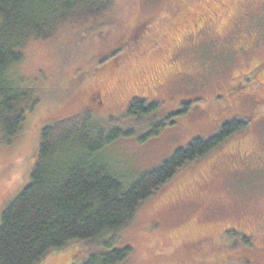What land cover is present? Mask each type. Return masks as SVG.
Returning a JSON list of instances; mask_svg holds the SVG:
<instances>
[{
    "label": "rangeland",
    "instance_id": "374dc122",
    "mask_svg": "<svg viewBox=\"0 0 264 264\" xmlns=\"http://www.w3.org/2000/svg\"><path fill=\"white\" fill-rule=\"evenodd\" d=\"M206 15L202 38L192 28ZM110 21L102 35L64 31L30 43L11 70L41 100L14 141L0 144V213L28 184L45 126L84 116L133 131L105 153L126 183L222 122L244 119V129L140 204L128 226L70 241L37 264H84L126 246L115 264H264V238L251 234L264 226V0H113ZM250 35L253 47L240 49ZM136 98L158 103L154 118L128 113ZM182 102L187 111L172 115ZM167 114L173 123L150 134Z\"/></svg>",
    "mask_w": 264,
    "mask_h": 264
},
{
    "label": "trees",
    "instance_id": "16d2710c",
    "mask_svg": "<svg viewBox=\"0 0 264 264\" xmlns=\"http://www.w3.org/2000/svg\"><path fill=\"white\" fill-rule=\"evenodd\" d=\"M112 7L113 0H0L1 146L14 141L26 114L41 100L39 92L22 87L21 79L10 75L23 61L27 46L64 31L80 37L100 29L99 34H105ZM119 51L114 47L111 54ZM189 103L182 102V110L172 115L186 112ZM157 107V102L136 98L127 110L154 118ZM246 124L244 119L225 121L211 135L191 139L158 167L126 183L105 153L116 139L133 131L84 116L43 127L29 182L0 213V264H37L70 241L100 239L128 226L139 205L182 167L221 146ZM164 125L157 121L149 133L156 134ZM244 242L249 244L248 239ZM130 252L126 246L95 253L84 264H115Z\"/></svg>",
    "mask_w": 264,
    "mask_h": 264
},
{
    "label": "flooded vegetation",
    "instance_id": "af4514ba",
    "mask_svg": "<svg viewBox=\"0 0 264 264\" xmlns=\"http://www.w3.org/2000/svg\"><path fill=\"white\" fill-rule=\"evenodd\" d=\"M234 1V0H232ZM208 16H200L198 19H196V22H195V25L193 26L192 30L193 31H196V33H199L200 36L202 38H205L203 35H207L208 33L206 32V30L210 29L209 28V25H206L205 22H207L208 20ZM216 19L218 21H221L222 23H225L227 21V19H223L221 20L219 17L216 16ZM209 21H212V22H215L211 16H210V20ZM254 35V34H253ZM253 35H250V36H244V37H241V39H239L238 42L241 41V45L239 44L240 46V49H246V51L250 50L252 47H253V44H254V41L252 40V36ZM238 45V43H237ZM242 47H245V48H242ZM229 91V89H226V92L227 93ZM174 113V112H173ZM171 113V114H173ZM171 114H167L165 115L164 117H162L159 121H162L164 122L165 124H167L165 121L168 119V122L169 123H173V119H170L169 117H171ZM248 144V143H247ZM241 148H246V146H242ZM236 231L240 232V233H245V230H242L241 227H235L234 228ZM252 235H257L261 238H264V226H262V228L258 229V230H255L254 232L251 233Z\"/></svg>",
    "mask_w": 264,
    "mask_h": 264
}]
</instances>
